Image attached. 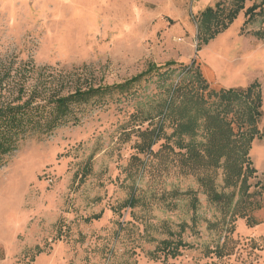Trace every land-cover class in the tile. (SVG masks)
Returning a JSON list of instances; mask_svg holds the SVG:
<instances>
[{"label": "rangeland", "instance_id": "374dc122", "mask_svg": "<svg viewBox=\"0 0 264 264\" xmlns=\"http://www.w3.org/2000/svg\"><path fill=\"white\" fill-rule=\"evenodd\" d=\"M255 82L262 139L231 186L208 94ZM107 86L0 166V264H264V0H0V106Z\"/></svg>", "mask_w": 264, "mask_h": 264}, {"label": "trees", "instance_id": "16d2710c", "mask_svg": "<svg viewBox=\"0 0 264 264\" xmlns=\"http://www.w3.org/2000/svg\"><path fill=\"white\" fill-rule=\"evenodd\" d=\"M200 79L204 82L201 73ZM205 85L207 83L205 82ZM260 85L253 83L247 88H234L227 91L208 94L209 100L216 101V111L212 116L206 117L205 126L209 136V143L205 145L206 153L213 156L215 164L226 168L229 180H237L231 186H235L242 172L241 177L246 178L248 154L253 142L262 139L259 124L263 117L262 97ZM125 88L114 87H89L83 90H76L72 93L63 94L57 92L53 95H37L28 97L25 101H16L0 106V166L6 158L14 154L20 145L30 139H41L52 134L55 130L67 125L69 122L78 121L88 108L102 107L113 101L116 93L121 94ZM192 119L189 118L188 122ZM180 125H178V128ZM228 127L227 131L224 127ZM188 145H182L180 149L187 150ZM195 152V153H194ZM199 155V151H186L185 155ZM235 155L234 165L239 168H229V160ZM255 173V172H254ZM241 184L243 185L244 180ZM243 188V187H242ZM242 190V189H241ZM241 201L245 206H251L253 210L262 208V205L255 201L251 203L250 197ZM237 212V210H236ZM239 217L246 218V211H239Z\"/></svg>", "mask_w": 264, "mask_h": 264}]
</instances>
